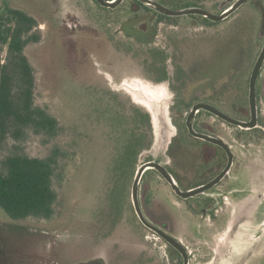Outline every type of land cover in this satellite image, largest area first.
Instances as JSON below:
<instances>
[{"label":"rangeland","instance_id":"obj_1","mask_svg":"<svg viewBox=\"0 0 264 264\" xmlns=\"http://www.w3.org/2000/svg\"><path fill=\"white\" fill-rule=\"evenodd\" d=\"M87 4L91 5L88 0H0V6L24 11L38 23L34 32L39 42L24 49L34 70V103L59 125L57 136L29 134L19 147L34 158H45L54 150L60 154L53 180L57 200L51 219L13 221L0 209V264H78L97 256L105 264H164L166 260L165 244L146 232L133 214L134 175L141 164L152 160L168 163L181 180V166L187 159L197 164L201 144L185 128L189 108L177 98L171 81L167 87V83L147 77L146 69L134 59L133 46L111 38L118 24L107 26L108 22L93 16L95 13L85 11ZM239 18L237 15L233 20ZM71 24L78 30L69 41ZM215 65L210 60L169 62L168 78L177 79L172 84L176 88L213 89L211 70ZM261 76L264 78V65ZM228 79L221 78V89L229 86ZM136 82L162 88L158 90L162 94L157 103V127L153 115L129 94L128 86ZM135 93L140 98L146 95ZM134 108L149 115L151 132L144 141L148 148L134 162L114 165L125 140L136 132ZM223 110L230 112L228 108ZM259 113V125L264 128V95ZM194 126L234 145L236 165L250 185L236 202H248V213L236 205L227 206L225 225L210 242L201 238L195 247L211 254L206 264H264V233L258 240L253 238L258 232L256 223L264 220V209L257 216L264 208V132L240 136L241 131L205 112L199 113ZM234 132L238 134L236 142H232ZM12 144L1 149L0 155L11 151ZM146 183L149 189L143 188ZM139 186L149 191L148 201L168 202L166 185L154 171H147ZM256 195L262 197L261 201L255 200ZM201 263L195 255L193 264Z\"/></svg>","mask_w":264,"mask_h":264},{"label":"flooded vegetation","instance_id":"obj_2","mask_svg":"<svg viewBox=\"0 0 264 264\" xmlns=\"http://www.w3.org/2000/svg\"><path fill=\"white\" fill-rule=\"evenodd\" d=\"M88 1L91 5H85L86 12L95 13L93 16L104 23L108 22L107 26L118 24V27L112 31L111 38L116 39L120 44L133 46L134 59L139 66L146 69L147 77L154 82H165L167 87L168 81H171V89L182 101L181 103L189 108V112L185 113L186 130V121L191 109L199 105L217 109L240 122L251 120V77L255 63L264 47V0H246L221 20H213L203 14H183L182 12L188 9H199L212 18H217L230 11L238 0H147L170 14L158 11L142 0H121L114 7L104 5L99 0ZM115 1L101 0L108 4ZM237 15H240V18L233 20ZM70 26L73 35L69 36V41H72L78 29L76 24ZM118 34L121 36H117ZM193 60H210L216 63L215 68L211 70L214 77L213 89L209 86L189 89L186 85L183 88L172 85L175 79L168 78V63ZM263 65L264 60L254 84L255 127L242 129L204 110H199L194 116V130L217 138L226 145L227 149L193 137L187 130L190 137L201 144V148L197 151V164L187 159L181 166L183 179L180 180L178 174L168 168V163L162 165L154 161L166 169L177 189L185 193L212 182L223 173L231 157L229 169L217 183L201 193L182 198L158 171L146 169L142 174L143 177L147 171H154L165 183L168 191V202L164 199L148 201L149 191L144 192L138 186V206L148 226L141 222L132 204L133 214L143 229L165 244L167 255L164 264H193L195 255L201 260V264H206L211 254L195 246L201 238L208 239L210 242V238H213L225 225L226 214L224 213L227 206L235 207L237 200L250 190L249 182L242 174V168L236 165L234 145L228 144L218 135L197 131L194 125L199 113L205 112L233 129L241 131L240 136H247L254 131L264 132V128L259 125V104L264 95V78L261 76ZM223 76L229 77V86L221 89ZM182 80L186 79L182 77ZM224 108L230 109V112H225ZM237 136V132H234L232 142H236ZM143 188L149 189L150 186L146 183ZM256 197L258 198V195ZM249 209L250 207L246 209L245 214ZM263 209L260 208L257 216L263 214ZM160 234L168 237L176 246L167 242ZM191 247L195 248L191 250ZM214 259H216L215 256L212 261ZM78 264H105V262L97 256Z\"/></svg>","mask_w":264,"mask_h":264},{"label":"trees","instance_id":"obj_3","mask_svg":"<svg viewBox=\"0 0 264 264\" xmlns=\"http://www.w3.org/2000/svg\"><path fill=\"white\" fill-rule=\"evenodd\" d=\"M37 25L24 11L0 6V150L13 143L0 155V209L13 221L49 220L57 200L53 180L59 151L34 158L19 147L29 134L53 138L59 133L57 120L34 103V70L24 54L28 44L39 42ZM133 112L136 132L127 137L114 165L134 162L148 148L149 115L140 108Z\"/></svg>","mask_w":264,"mask_h":264},{"label":"water","instance_id":"obj_4","mask_svg":"<svg viewBox=\"0 0 264 264\" xmlns=\"http://www.w3.org/2000/svg\"><path fill=\"white\" fill-rule=\"evenodd\" d=\"M99 1H100V3H102L104 5H107L109 7H114L118 3H120L121 0H116L115 2H113L111 4L103 3V2H101V0H99ZM142 1L144 3H146V4H149L150 6H152L154 8H156L158 11H161V12L170 14V12L165 11L163 8H161L158 5H155V4L151 3L150 1H147V0H142ZM245 1L246 0H238V2L231 8L230 11H228L227 13H225L222 16L217 17V18H212V16H209L204 11L199 10V9H188L186 11H183L182 13L183 14L198 13V14H203V15H205V16L209 17L210 19H213V20H221V19L225 18L227 15H229L230 13H232L233 11H235ZM263 60H264V47L261 50V53H260V55H259V57H258V59H257V61L255 63V66H254V69H253V72H252V77H251V91H250V96H251V120L249 122H240V121H237V120L232 119L231 117L227 116L226 114L220 112L217 109H214V108L209 107V106H206V105H199V106H195V107H193L191 109L190 114H189V116L187 118V121H186V127H187V130H188V132H189L190 135H192L193 137H197V138L204 139L206 141H209L211 143H214L216 145H219V146H221L224 149H227L226 145H224L223 142L220 141V140H218L217 138H214V137H211V136H208V135H204V134L197 133L194 130V128H193V120H194L195 114L199 110H204V111H206V112H208V113H210V114H212V115L220 118L224 122H226L228 124H232V125H237L240 128H242V129H250V128H253V127L256 126V106H255V99H254V84H255V80H256V78L258 76L260 67H261V65L263 63ZM230 164H231V157H229L228 166L225 168V170L223 171V173H221L218 177H216L212 182H210L209 184H207V185H205L203 187H199L197 189H193V190L187 191L185 193H182L181 191H179L177 189V187L174 184V180L169 175V173H167L166 169L163 166H161L160 164H158V163H156L154 161H150V162L143 163L142 165H140L137 168L136 173L134 175L133 183H132V186H131V201H132V204H133V206L135 208V211L137 212V215L140 218L141 222L144 225L148 226V224L146 223V221L142 217V215L140 213V210H139V206H138V186H139V182H140V179L142 177V174H143V172L146 169H154V170L158 171L166 181H168L170 184H172V187L174 188V190L176 191V194L178 196H180L182 198H187V197L196 195L198 193H201L205 189H208L209 187H211L212 185H214L215 183H217L224 176V174L227 172V170L229 169ZM255 198H256L255 200H257V202L261 201V199H262V197L260 195H258V198L255 196ZM248 207H250V205L247 206L246 208H244L242 211H244V213H245V211H246V209ZM263 233H264V220L260 223V225L258 227L257 236L256 237L255 236L253 237L254 238V241L255 240H258L259 237L261 236V234H263ZM160 235L167 242H169L170 244L176 246L170 239H168V237H166L163 234H160ZM228 251H227V254H226V258L229 255V252ZM230 251H234V250L231 248Z\"/></svg>","mask_w":264,"mask_h":264},{"label":"bare ground","instance_id":"obj_5","mask_svg":"<svg viewBox=\"0 0 264 264\" xmlns=\"http://www.w3.org/2000/svg\"><path fill=\"white\" fill-rule=\"evenodd\" d=\"M128 87L131 88V92L129 94L136 101V103H138L141 106L145 107L147 109V111L150 112L153 115L154 122H155V125L157 127V125L159 123V122L157 123V121H159V120H157V118H156V111L158 109L157 108V103L159 102L158 100L161 98V94H162V92H159L158 90H162V88L161 87L160 88H153V87L145 86V85H143L140 82H136L135 84L130 85ZM135 91H138V92L141 91V92L145 93L146 95L143 96L142 98H140L139 96L136 95ZM228 232L229 231H227V233ZM246 245H248V244H246ZM251 247L252 246H250V248Z\"/></svg>","mask_w":264,"mask_h":264},{"label":"crops","instance_id":"obj_6","mask_svg":"<svg viewBox=\"0 0 264 264\" xmlns=\"http://www.w3.org/2000/svg\"><path fill=\"white\" fill-rule=\"evenodd\" d=\"M248 202H246V201H242V202H240L239 204H236V206L237 207H241V209H239V210H243L244 208H246L247 206H246V204H247ZM257 225H256V227H257V229H258V227H259V225H260V223H256ZM230 227V226H229ZM256 227H255V229H256ZM253 246V245H252ZM252 249V248H251Z\"/></svg>","mask_w":264,"mask_h":264}]
</instances>
